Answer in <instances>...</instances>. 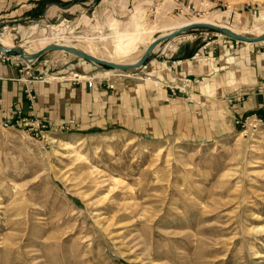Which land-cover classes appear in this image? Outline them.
Returning a JSON list of instances; mask_svg holds the SVG:
<instances>
[{
	"label": "rangeland",
	"instance_id": "rangeland-1",
	"mask_svg": "<svg viewBox=\"0 0 264 264\" xmlns=\"http://www.w3.org/2000/svg\"><path fill=\"white\" fill-rule=\"evenodd\" d=\"M47 3L0 16V36L27 54L88 42L99 58L128 64L166 32L144 29L170 19L217 21L247 37L264 29V0ZM229 38L190 24L118 71L68 50L29 62L9 50L38 66L48 122L33 132L0 125V264H264V116L234 123L239 105L229 100L252 85L256 47ZM184 58L209 60L213 72L188 94L174 83L161 94L167 64ZM79 68L101 88L70 83Z\"/></svg>",
	"mask_w": 264,
	"mask_h": 264
},
{
	"label": "crops",
	"instance_id": "crops-1",
	"mask_svg": "<svg viewBox=\"0 0 264 264\" xmlns=\"http://www.w3.org/2000/svg\"><path fill=\"white\" fill-rule=\"evenodd\" d=\"M48 1L49 0H0V16H13L16 13L21 15L30 14L46 6ZM15 19L16 18H12V20ZM0 21H3V19ZM237 41L238 39H233L231 37L227 40L230 47L233 45V42ZM247 43L251 45L247 47H256L254 60H256L255 66L257 69L252 85L246 86V88L236 89L235 92L231 94V99L229 98V100L234 101L233 105H239V108H237L238 110H235L233 115L234 123L242 122L243 118L249 115H255L256 118L258 117L260 119L261 116H264V39L258 41L251 40V42L247 41ZM248 54L249 51H247L245 56ZM192 58H194V55ZM192 58H184L177 61L172 59L174 63L167 64L168 66L167 69H165V74L160 77L161 80L165 81H162L165 86L161 88V94L166 95L167 92L170 90L173 91L174 88L182 89L188 94L189 91L196 88V81H202V78H206L204 75H209L213 72L214 67L212 66V62L209 60H202L200 63L193 62L194 60H192ZM21 59L15 56H10L7 60L0 58V125H17L22 119L29 122L36 119L44 124V130H46L48 117H45L46 113L43 111L42 103L38 100L37 93L40 80L35 78V74L39 71V68L33 65L31 69H27L28 66H26ZM153 60V58L150 59L148 62L149 66L154 64L152 63ZM165 61L163 63H165ZM225 62H227V60ZM74 73L79 77H77L76 80L70 77L68 79L69 82L78 84L83 83L82 86H84V88L91 87L98 90V88H101V83L104 82L101 80L99 84L95 83L93 77H97L98 75L94 74L93 77L89 76L86 74L85 70H81L80 68L79 70H75ZM89 79L92 80V82H90ZM171 83H174V88H172ZM118 91L119 90H116L115 92L118 93ZM97 92L101 94L104 93V90ZM135 122H138L137 118L135 120L131 119L129 127H135ZM22 126L27 129L29 127L27 124ZM44 130L41 129V131Z\"/></svg>",
	"mask_w": 264,
	"mask_h": 264
},
{
	"label": "water",
	"instance_id": "water-1",
	"mask_svg": "<svg viewBox=\"0 0 264 264\" xmlns=\"http://www.w3.org/2000/svg\"><path fill=\"white\" fill-rule=\"evenodd\" d=\"M193 24H197V25H200V24H204V25H209L213 28H220L222 30H224L227 35L231 38H236V39H239V40H243V41H251V40H261V39H264V34L261 35L260 37H247V36H243V35H240V34H237L236 32H232V31H229V30H226L225 28L223 27H219V26H214V25H211V24H206V23H203V22H200V23H193ZM192 25V24H191ZM190 24L188 25H185L183 26V28L181 29H177V30H172V31H169L167 32V34H163V35H158L156 36L153 40L150 41V43L147 45V47L144 49L143 53L141 54V56L139 57V59L137 61H135L134 63H128V64H122V63H116V62H112L108 59H105V58H98V57H95L91 54H89L88 52H86L85 50H81V49H78L76 48L75 51L77 54H79L81 57H85L86 59H89L93 62H96L98 64H105V65H108V66H112L114 68H134V67H138V66H141L143 65V61L144 59L147 57L148 53L150 52V50L154 47L155 44L157 43H160L161 41H164L166 40L167 38H171L175 35H177L179 32L183 31L184 28L186 27H189ZM0 49L1 50H4V51H9V50H12V51H18L21 55L22 58L24 59H28V58H35V57H38L40 56L42 53H44L46 50H49V49H62V50H68L70 49V47L68 45H60L59 43L55 42V43H49V45H46V46H43L41 48H39L38 50H35L33 51L32 53H29V54H26L23 50H20L19 48L17 47H12V48H4L0 45Z\"/></svg>",
	"mask_w": 264,
	"mask_h": 264
},
{
	"label": "bare ground",
	"instance_id": "bare-ground-1",
	"mask_svg": "<svg viewBox=\"0 0 264 264\" xmlns=\"http://www.w3.org/2000/svg\"><path fill=\"white\" fill-rule=\"evenodd\" d=\"M167 7V6H166ZM200 22H203V23H208V24H211V25H214V26H219V27H223L225 28L226 30H229V31H232V32H236L237 34H240V35H243V36H246L245 33V30L244 29H239V28H236L234 26H230V25H226V24H223V23H219L217 21H212V20H207V19H202V18H187V17H182V18H176V19H173V20H169V21H164L163 23H161L160 25L158 26H148V28L144 29V32L145 33H148V32H157V31H166L165 33H162L161 35L163 34H167V32L169 31H172V30H176V29H181L183 28V26L185 25H188V24H193V23H200ZM152 25V24H151ZM171 29V30H169ZM259 29V28H257ZM259 31V30H258ZM140 33V32H139ZM130 34V33H129ZM133 34V33H132ZM264 34V29H261L260 32L255 35V36H252V37H260L261 35ZM120 35V34H119ZM118 35V36H119ZM131 37V36H130ZM147 37V36H146ZM125 38V37H124ZM130 43V42H129ZM138 43V42H137ZM148 44L150 42H147ZM0 45H2V47L4 48H12L14 47L13 45V42L11 40V38L4 32L1 36H0ZM60 45H68L70 47V49H68L69 52H72V53H76L75 49L78 48V49H81V50H85L86 52H88L89 54L95 56V57H98L96 55L97 53V49L91 45L90 43L86 42V43H83L81 45H75V44H72L70 42H66L64 44H60ZM126 46V45H125ZM62 50V49H60ZM62 51H66V50H62ZM144 51V50H143ZM27 54V53H26ZM77 54V53H76ZM129 54V53H128ZM102 58V57H101ZM139 58L137 59H133L132 62L130 61V63H134L135 61H137ZM28 62L29 61H32L33 59L32 58H28L27 59ZM117 63V62H116ZM119 63V62H118ZM135 68V67H134ZM119 69L121 68H117L116 70L118 71ZM122 70V69H121ZM122 72V71H121ZM113 73H116L115 70H107L106 71V74H113Z\"/></svg>",
	"mask_w": 264,
	"mask_h": 264
},
{
	"label": "built area",
	"instance_id": "built-area-1",
	"mask_svg": "<svg viewBox=\"0 0 264 264\" xmlns=\"http://www.w3.org/2000/svg\"><path fill=\"white\" fill-rule=\"evenodd\" d=\"M0 58L5 60V59H9L10 57L6 51L0 49ZM17 124L18 125H26V124L29 125L28 130H31L32 132L34 130L41 131V128L44 127V124L41 121L36 120V119L32 122L22 119V121L18 122Z\"/></svg>",
	"mask_w": 264,
	"mask_h": 264
}]
</instances>
